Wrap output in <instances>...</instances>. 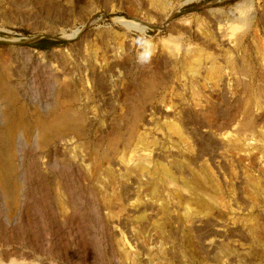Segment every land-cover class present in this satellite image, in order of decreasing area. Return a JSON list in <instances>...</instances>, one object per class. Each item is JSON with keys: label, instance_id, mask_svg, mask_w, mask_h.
<instances>
[{"label": "rangeland", "instance_id": "1", "mask_svg": "<svg viewBox=\"0 0 264 264\" xmlns=\"http://www.w3.org/2000/svg\"><path fill=\"white\" fill-rule=\"evenodd\" d=\"M61 1L55 19L33 0H0V78L21 79L15 104L35 124L68 70L81 99L58 109L85 108L104 131L114 118L99 149L120 144L101 166L116 181L90 182L93 157L80 149L83 182H63L75 166L42 167L57 183L34 179L17 206L0 183V264H264V0ZM202 136L216 146L202 150Z\"/></svg>", "mask_w": 264, "mask_h": 264}, {"label": "bare ground", "instance_id": "2", "mask_svg": "<svg viewBox=\"0 0 264 264\" xmlns=\"http://www.w3.org/2000/svg\"><path fill=\"white\" fill-rule=\"evenodd\" d=\"M20 1V0H18ZM34 4L36 3L38 6L41 7L43 10V14L45 17H51L58 19L60 17V14L62 13V10L64 9L62 7V1L61 0H33ZM26 2V1H25ZM65 2V1H64ZM70 2V1H69ZM79 2V1H78ZM32 3V2H31ZM83 3V2H82ZM21 4V3H20ZM26 4V3H25ZM33 4V5H34ZM69 4V3H68ZM80 4V3H79ZM17 5V4H16ZM23 5V4H22ZM30 5V4H28ZM72 5V4H71ZM73 6V5H72ZM18 7V6H17ZM25 7V6H24ZM66 7V6H65ZM68 7V5H67ZM79 7V6H78ZM21 8V7H20ZM71 8V7H70ZM22 9V8H21ZM77 9V7H76ZM73 10V9H71ZM38 11V10H37ZM40 14V13H39ZM64 15V14H63ZM39 16V15H38ZM69 18V17H68ZM52 24V23H49ZM54 25V24H52ZM104 37V36H103ZM19 49V48H18ZM19 51V50H18ZM20 51L23 53V57L26 60L31 59L32 52L28 48L21 47ZM6 54V53H5ZM240 55V54H239ZM5 56V55H4ZM3 56V57H4ZM6 56H8L6 54ZM1 58V57H0ZM9 58V57H7ZM10 59V58H9ZM8 59H5L3 62H9ZM1 61V60H0ZM132 61V60H130ZM193 61V60H192ZM197 61V60H195ZM243 61V60H242ZM241 61V62H242ZM189 62V61H188ZM198 62V61H197ZM196 62V63H197ZM124 63V62H123ZM249 61L244 62L240 68V72L243 74H247L249 72ZM66 65V64H65ZM191 66V64L189 65ZM3 67H10L9 64ZM188 67V66H187ZM192 67V66H191ZM5 68V69H6ZM81 69V68H78ZM9 71V69H8ZM128 71V70H127ZM129 70L128 72H130ZM7 72V70H6ZM132 72V71H131ZM0 73H2L0 71ZM162 73V72H161ZM250 73V72H249ZM7 74V73H6ZM11 74V72H10ZM3 76V75H2ZM13 76V75H12ZM30 85L31 86H37V80L33 75H30ZM102 77V76H101ZM194 77V76H193ZM56 80L54 88L55 92L53 93V102H48L47 108L45 107L43 110L45 113L44 118L42 116L37 115V119L35 121V124L29 121L28 115H27V108L21 106H17L16 99H18V90L21 89V93L24 91L22 89L23 86L20 84L22 83L20 78H17L15 81L10 76L5 78H0V183L4 185L6 191L9 195V201L13 202V205H19L21 197L22 199H25L26 194L24 193V188H26V185L28 183H32V181L35 179L40 184V188L45 185H53L57 183V178L45 175L41 172L42 167H52L54 171L56 168L60 167L62 165V169L65 171L64 173L69 171V168L72 165L77 168V178L72 175V173H66V175L62 174L61 177L63 179V182L67 181H73L77 180L78 182H83V180H86V176L84 177V174L81 171L80 164L83 165L86 159L82 158L80 156L82 152L78 151L80 149H83V152H86L84 150H88V153L93 157V168L91 170L92 175L89 179L91 181H101L102 176L105 175V181L103 184H113L116 181V171L110 167L108 169L109 171L106 172L105 169L101 168L102 164L104 162H108L110 164H114L115 158H118L117 152L119 150L118 145L113 142L109 143V149L107 151H100L99 148L101 147V140L111 137L114 135L117 131L114 118H110L106 120L107 128L106 131L102 130L101 127H94L93 121L89 122V119L86 118L84 114V109H72V108H61L58 105L63 104L66 102L70 104L69 101L75 96H77V99H81V91L78 92V89H74V85L76 84V80L73 79L69 75L68 70H65L63 75H56ZM81 78V77H80ZM28 80V79H27ZM74 80V81H73ZM85 81L86 78H81L79 81ZM152 81V80H151ZM164 81V80H163ZM28 82V81H26ZM84 82V83H85ZM89 82V81H88ZM154 83V82H153ZM106 83L104 82V79L101 78L99 82L100 87H105ZM244 85V84H243ZM249 85V84H248ZM240 86V85H239ZM238 86V87H239ZM247 86V85H246ZM251 87L253 84L250 85ZM260 86V85H259ZM255 87L253 86V93L256 95L261 94L262 88L261 87ZM38 87H36L37 89ZM131 84L129 85V91L131 90ZM80 89V88H79ZM88 89V88H87ZM247 89V88H246ZM264 89V88H263ZM245 90V89H244ZM23 91V92H22ZM133 91V90H132ZM130 91V92H132ZM91 93V92H90ZM26 95L25 93H23ZM89 94V93H88ZM39 95V94H38ZM37 95V96H38ZM131 95V94H130ZM133 95V94H132ZM33 96V95H32ZM134 96V95H133ZM22 97V96H21ZM131 97V96H130ZM92 98V97H91ZM217 98V97H216ZM74 99V98H73ZM75 100V99H74ZM21 101V100H20ZM61 101V103H59ZM131 101V100H130ZM23 102V100H22ZM127 102V101H126ZM42 104V103H41ZM96 104V103H95ZM211 106V105H210ZM33 107V105H32ZM71 107V106H70ZM7 108V110L5 109ZM55 110H54V109ZM61 108V109H60ZM75 108V107H74ZM35 109V108H34ZM52 109L54 110L52 112ZM217 109V108H216ZM243 109V108H242ZM31 110V109H30ZM86 110V109H85ZM106 111V110H105ZM210 111V110H209ZM212 111V109H211ZM214 113H216V110L214 109ZM220 112H223L221 110H218ZM42 112V111H41ZM219 112V113H220ZM33 113V112H31ZM30 113V114H31ZM53 113V114H52ZM55 113V114H54ZM225 113V112H223ZM243 113V112H242ZM51 115V117H49ZM93 115V114H92ZM115 115V114H113ZM141 115V114H140ZM214 115V114H213ZM256 115V114H255ZM28 119H27V118ZM115 117V116H114ZM134 117V116H133ZM35 118V117H34ZM117 118V117H116ZM263 119V118H262ZM8 120V121H7ZM32 120V119H31ZM219 120V119H218ZM7 121V122H6ZM256 121V120H255ZM117 122V120H116ZM214 122V121H213ZM258 122V121H257ZM86 123V126L85 124ZM118 123V122H117ZM135 122H130L129 124V132L127 139L123 142L125 146L129 149L131 148L132 143L134 142V124ZM175 124V123H174ZM264 124V123H263ZM105 125V124H104ZM102 125V126H104ZM173 125V124H172ZM226 125V124H225ZM228 125V124H227ZM251 125V124H250ZM248 123V126H250ZM247 126V125H246ZM253 126V125H251ZM250 126V127H251ZM260 126V125H259ZM86 127V128H85ZM84 128L86 129L84 131ZM104 128V127H103ZM224 128V127H223ZM229 128V127H227ZM175 129V128H173ZM88 130V131H87ZM95 130V133H94ZM126 130V129H125ZM178 130V129H177ZM253 130V129H252ZM105 132L106 135L102 136L100 132ZM122 131V130H121ZM238 131V130H237ZM84 132V133H82ZM86 132V133H85ZM127 132V131H126ZM181 132V131H180ZM240 132V131H239ZM246 132V131H245ZM253 132V131H252ZM104 133V134H105ZM122 133V132H121ZM182 133V132H181ZM86 136H85V135ZM118 134V133H117ZM225 134V133H224ZM119 135V134H118ZM122 135V134H121ZM120 135V138H121ZM95 136V137H94ZM181 136V135H180ZM85 137V138H82ZM116 137V136H115ZM125 136H123L124 138ZM172 137V136H171ZM118 136V139H120ZM78 139H85L84 142L77 143ZM110 139V138H109ZM112 139V138H111ZM117 139V137L115 138ZM114 139V140H115ZM230 139V138H228ZM108 140V139H107ZM202 140V150H209L210 147H212L214 144L206 137H201ZM121 141V139L119 140ZM121 143V142H120ZM87 144V145H86ZM123 144V145H124ZM134 144V143H133ZM149 144V143H148ZM30 147V153L28 150H26L27 147ZM94 146H96L94 148ZM122 146V145H121ZM216 146V145H214ZM94 148V149H93ZM104 148V147H103ZM93 149V150H92ZM213 149V148H212ZM228 149V148H227ZM230 150V149H229ZM235 150V149H234ZM207 152V151H206ZM93 153L96 155L94 156ZM209 153V152H208ZM237 153V152H236ZM116 154L118 155L116 157ZM238 154V153H237ZM122 155V154H121ZM263 155V153H262ZM27 157H32L33 160L29 161L27 163ZM90 157V158H91ZM46 158V160H44ZM256 158V157H255ZM95 159V161H94ZM241 159V158H240ZM261 159V158H260ZM161 160V159H160ZM254 160V159H253ZM258 160V159H257ZM60 161V163L58 162ZM165 161V160H164ZM123 162V161H122ZM90 163V162H89ZM91 164V163H90ZM87 165V164H86ZM89 165V164H88ZM107 165V164H106ZM31 166L33 169H31ZM90 166V165H89ZM104 166V165H103ZM143 166V165H142ZM49 168V169H50ZM61 169V170H62ZM244 169V168H243ZM45 170V169H44ZM43 170V172H44ZM143 170V168H142ZM126 172V170H125ZM152 172V171H151ZM167 172V171H166ZM165 172V173H166ZM177 172V171H176ZM45 173V172H44ZM149 173V172H148ZM142 174V173H141ZM35 176V178H31V176ZM150 175V174H149ZM55 176V175H54ZM60 177V176H59ZM150 177V176H149ZM165 177V176H164ZM254 177V176H253ZM34 182V181H33ZM64 182V183H65ZM160 182V181H158ZM63 183V184H64ZM70 183V182H69ZM168 184V183H167ZM260 184V183H259ZM76 185V183H75ZM99 185V184H98ZM201 185V184H200ZM257 185V184H256ZM16 186V187H15ZM112 186V185H111ZM162 186V185H161ZM15 187V188H14ZM19 187V188H18ZM160 187V186H159ZM44 188V187H42ZM52 188V187H51ZM111 188V187H110ZM162 188V187H161ZM198 188V187H197ZM219 188V187H218ZM45 189V188H44ZM26 190V189H25ZM42 190V189H41ZM40 190V191H41ZM48 191V190H47ZM68 190H66L67 192ZM44 193H46L43 190ZM154 192V191H153ZM164 192V191H163ZM152 193V192H151ZM158 193V192H157ZM156 193V194H157ZM162 193V192H161ZM160 193V194H161ZM42 194V192H41ZM159 194V193H158ZM3 195V194H2ZM71 195V194H70ZM74 195V194H73ZM111 195V194H110ZM116 195V194H115ZM17 196L19 198L17 199ZM49 194L44 195L42 199V203L48 206H51L52 198L48 197ZM164 196V195H163ZM176 196V195H175ZM60 197V196H59ZM214 197V196H213ZM71 198V197H70ZM156 199V198H155ZM255 199V198H254ZM7 200V199H6ZM29 200V199H28ZM35 202V201H34ZM91 202V201H90ZM22 203V201H21ZM77 203V202H76ZM64 204V203H63ZM16 205V206H17ZM73 204L70 205V207ZM42 206V205H41ZM44 206V205H43ZM74 209V207L72 208ZM78 209V208H77ZM74 209L73 211L77 212L78 210ZM46 210V209H45ZM56 210V209H55ZM74 212V213H75ZM52 213V212H51ZM81 213V212H80ZM202 213V212H201ZM82 215L84 212L81 213ZM191 214V213H190ZM76 215V214H75ZM85 219V218H84ZM76 221V220H75ZM44 224V221L42 222ZM84 223V222H83ZM93 224V223H92ZM28 226V225H27ZM90 226V225H89ZM139 226V225H138ZM25 227V226H24ZM23 227V228H24ZM43 227V226H42ZM46 227V226H44ZM63 227V226H62ZM100 228V226H99ZM148 228V227H147ZM36 229V228H35ZM33 230V229H32ZM95 230V229H94ZM45 231V230H44ZM31 232V231H30ZM33 232V231H32ZM46 232V231H45ZM11 233V232H10ZM16 233V232H15ZM25 233V232H24ZM48 233V232H47ZM95 233V232H94ZM26 234V233H25ZM93 235V233H92ZM26 236V235H25ZM144 236V235H143ZM20 239V238H19ZM34 239V238H33ZM11 240V239H10ZM166 243V242H165ZM32 244V243H31ZM87 246V245H86ZM89 246V245H88ZM91 246V245H90ZM99 247V246H98ZM107 247V246H106ZM92 248L93 245H92ZM88 248L86 247V250ZM91 247L88 249L90 250ZM17 250V248H16ZM12 251V250H11ZM17 252V251H16ZM53 252H55L53 250ZM88 252V251H86ZM102 253V252H100ZM15 254V253H14ZM90 254V253H89ZM18 255V253H17ZM52 255H54L52 253ZM58 255V254H57ZM112 255V254H111ZM24 256V253H23ZM26 256V255H25ZM29 256V255H28ZM49 257V256H48ZM112 258V257H111ZM17 259V258H16ZM93 259V258H92ZM113 259V258H112ZM118 263V262H117ZM30 264V263H29Z\"/></svg>", "mask_w": 264, "mask_h": 264}]
</instances>
